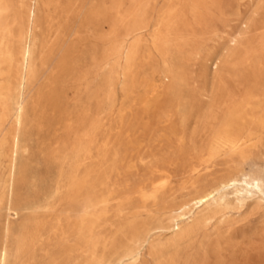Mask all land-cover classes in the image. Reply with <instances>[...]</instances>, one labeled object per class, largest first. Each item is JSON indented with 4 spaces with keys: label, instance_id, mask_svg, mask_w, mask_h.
<instances>
[{
    "label": "rangeland",
    "instance_id": "rangeland-1",
    "mask_svg": "<svg viewBox=\"0 0 264 264\" xmlns=\"http://www.w3.org/2000/svg\"><path fill=\"white\" fill-rule=\"evenodd\" d=\"M0 264H264V0H0Z\"/></svg>",
    "mask_w": 264,
    "mask_h": 264
},
{
    "label": "bare ground",
    "instance_id": "bare-ground-1",
    "mask_svg": "<svg viewBox=\"0 0 264 264\" xmlns=\"http://www.w3.org/2000/svg\"><path fill=\"white\" fill-rule=\"evenodd\" d=\"M26 64V63H25ZM26 81V80H25ZM19 115V114H18ZM233 185V184H232ZM160 186V185H159ZM10 192V191H9ZM212 193H210L209 195L207 196H204V197H201L198 201L195 202V204H199V205H202L204 204L207 200H208V197L211 196ZM4 257V256H3Z\"/></svg>",
    "mask_w": 264,
    "mask_h": 264
}]
</instances>
